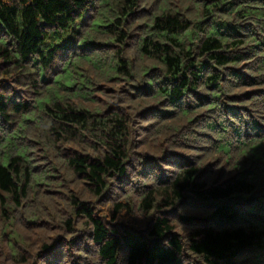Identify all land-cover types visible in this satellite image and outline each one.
Listing matches in <instances>:
<instances>
[{"label":"trees","instance_id":"16d2710c","mask_svg":"<svg viewBox=\"0 0 264 264\" xmlns=\"http://www.w3.org/2000/svg\"><path fill=\"white\" fill-rule=\"evenodd\" d=\"M0 264H264V0H0Z\"/></svg>","mask_w":264,"mask_h":264}]
</instances>
